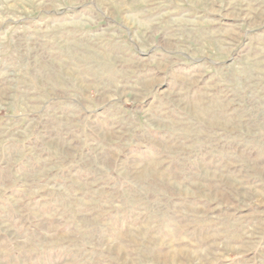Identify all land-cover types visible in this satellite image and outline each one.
I'll return each mask as SVG.
<instances>
[{
  "label": "rangeland",
  "instance_id": "rangeland-1",
  "mask_svg": "<svg viewBox=\"0 0 264 264\" xmlns=\"http://www.w3.org/2000/svg\"><path fill=\"white\" fill-rule=\"evenodd\" d=\"M0 264H264V0H0Z\"/></svg>",
  "mask_w": 264,
  "mask_h": 264
}]
</instances>
